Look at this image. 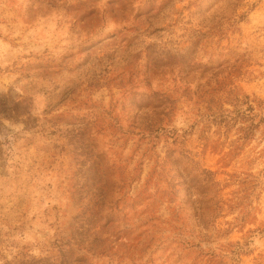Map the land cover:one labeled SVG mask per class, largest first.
Segmentation results:
<instances>
[{
    "label": "rangeland",
    "instance_id": "obj_1",
    "mask_svg": "<svg viewBox=\"0 0 264 264\" xmlns=\"http://www.w3.org/2000/svg\"><path fill=\"white\" fill-rule=\"evenodd\" d=\"M215 262L264 264V0H0V264Z\"/></svg>",
    "mask_w": 264,
    "mask_h": 264
},
{
    "label": "trees",
    "instance_id": "obj_2",
    "mask_svg": "<svg viewBox=\"0 0 264 264\" xmlns=\"http://www.w3.org/2000/svg\"><path fill=\"white\" fill-rule=\"evenodd\" d=\"M244 131L249 133L250 132L249 131V127L247 129H245ZM244 139H246V137H244ZM248 243H250V242H248ZM242 251H243L242 248L239 245H237L236 248L233 250V255L234 256H238V255H240L241 253L244 252V251L243 252ZM212 257L216 258L215 254H212ZM215 263L216 264H222V262H215Z\"/></svg>",
    "mask_w": 264,
    "mask_h": 264
}]
</instances>
